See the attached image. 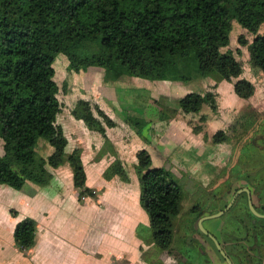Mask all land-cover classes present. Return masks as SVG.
Here are the masks:
<instances>
[{"label": "trees", "instance_id": "trees-1", "mask_svg": "<svg viewBox=\"0 0 264 264\" xmlns=\"http://www.w3.org/2000/svg\"><path fill=\"white\" fill-rule=\"evenodd\" d=\"M235 23L252 36L250 42L241 33L239 41L248 47L251 65L264 72V0H0V184L19 191L28 183L45 187L53 179L49 168L69 163L79 199L97 195L86 184L82 149L66 153L67 139L58 123L62 111L54 67L58 54L66 55L76 72L99 67L112 80L136 76L186 82L193 75L236 79V94L249 98L254 85L240 78L244 66L230 47ZM205 106L218 112L212 90L190 92L177 99L175 108L206 120ZM72 113L106 140L105 124H116L88 100H78ZM259 124L257 134L241 149L244 154L237 167L264 206V121H240L232 133L221 130L214 139L240 144ZM41 139L54 148L49 156L38 151ZM135 169L141 204L150 219L148 242L169 249L183 191L171 171L153 166L145 148L137 153ZM115 176L130 181L120 158L105 172L108 179ZM259 211L264 213L263 208ZM243 221L249 230L258 227V236L248 234L245 244L240 243L242 238H233L239 248L232 252L227 248L228 253L236 264H263L264 218L256 217L247 206ZM38 227L33 217L16 224L15 244L24 253L36 246Z\"/></svg>", "mask_w": 264, "mask_h": 264}, {"label": "rangeland", "instance_id": "rangeland-1", "mask_svg": "<svg viewBox=\"0 0 264 264\" xmlns=\"http://www.w3.org/2000/svg\"><path fill=\"white\" fill-rule=\"evenodd\" d=\"M241 33L245 34L248 41H252V36L248 31L239 23H235L230 33V47L234 50L236 57L242 61L244 66V73L240 78H245L251 81L254 85V93L249 98H241L236 94L234 90V82L236 79L234 82H229L223 78H219L217 75L214 77L208 76L206 78H200L193 75V77L186 82L179 81V83H182L183 88H172L170 83H176L175 81L146 79L136 76H119L118 79L114 80L107 79V77L104 76L103 79L104 83L113 82L114 87L119 89L118 97L120 103L116 107L117 116L115 117L117 121H121V117H126L125 106L121 103L122 98L128 100V107L130 110L135 111L137 114L139 112L141 115L143 109H141V105H138V102L136 103V101L142 102L143 98H148V100H152L154 104L156 103L160 106L161 113L163 114L161 115V118L167 124V130L163 133L165 135V140L166 138L167 140L162 141L161 146L157 144L152 149H146L154 159L153 166L163 167L168 171H171L183 191L181 212L174 220L175 239L173 248H175V246H183L184 232L189 231L190 235L200 237L199 241L206 245L207 249H205L209 250L215 258L218 257V255L213 249L212 244L197 231L198 216L192 212L196 210L217 211L232 199L234 193L239 188L247 184L243 179L238 177V175H240L238 173L239 167H237L239 164L238 159H240V153L241 155L244 154L241 149L244 148L246 144H249L250 140H252L257 134L261 124L255 125L248 134L245 135L240 144L234 140L216 143L214 136L221 130H225L229 134L232 133L237 125L240 124V121H264V72L251 65L249 49L239 41ZM54 67L56 70L55 79L57 80L60 89L59 99L62 103V111L60 113L59 121H73V117L75 119V116L73 115L72 110L78 99L85 100L93 95V93H96V91H102L104 93V91L100 89L101 86H104L101 84L102 75L100 74V71L97 70L98 68L90 67L80 72L72 70L69 66L68 57L63 53L56 56ZM132 78H137L134 80L137 83H140L143 80L147 82L139 84L138 86L142 89L136 90L130 87L134 86L133 82H131ZM126 85L128 86L127 88L124 87ZM120 86H123L124 88H120ZM207 90H212L217 96V113H214L209 106H205L202 113L207 115L208 118L202 120L200 114H190L191 116H187L180 111H176L178 110L175 108L178 98L193 91L204 92ZM127 117L129 121H125L124 119L129 125L126 126V128L128 129L129 127L128 130L134 128V130L141 135L140 139L134 142V145L139 146L141 143L140 140L146 141V136L143 135L142 132H152L155 128L152 124L149 126L144 125V122L139 115L129 113ZM115 123V126H117L116 121ZM105 125L106 129L107 127H115L107 124ZM118 131L122 132L121 130ZM181 135H186V138L188 137L187 140L186 138L183 139L184 141L180 139L179 137ZM149 137L151 138L152 136L150 135L148 138ZM178 139L181 141H178ZM108 140L105 138L104 152L112 146L111 141ZM41 141L46 140L41 139ZM213 143L216 144V148L211 150L210 147ZM217 144H219L220 149H218ZM47 147L52 146L48 143ZM142 147L147 146L142 145ZM38 149L41 155H48V150H46L44 146L41 145ZM220 150L221 153L224 152V155H221ZM0 152H2L1 142ZM205 153L206 156L198 159L200 155H204ZM219 153L221 159L224 161L223 163L219 162ZM114 155L117 157V152H114ZM210 171L214 172L213 174L211 173L212 176L208 173ZM223 176L224 178H221ZM219 183L221 184L219 185ZM0 187L3 189H8L7 187H9L13 191H17L4 184H0ZM96 191L98 193V190ZM3 196L14 200V197H10L9 195V197H7L6 194ZM256 201L258 203L257 198ZM243 203L244 209L246 210L244 211V217H246L247 208L244 201ZM236 207L237 206L234 208L236 209ZM2 210L3 207H0V226L3 224V217L1 216L3 215L1 214L3 212ZM61 211L65 212L60 215V217L62 216L65 229L67 222H69L67 229L62 230L61 237L64 239L65 244H69L65 247V251L69 252L70 250L72 253L74 247L71 248L70 246L77 247V245H79V226L81 227L79 219L80 214L75 208H71L70 206H65ZM145 213L148 216L146 210ZM229 214L230 213H227L223 218L228 221V223H231L228 219ZM191 219L194 221L190 223ZM220 219L221 218H215L209 221V227L218 230L222 223ZM226 227L230 229L229 224H227ZM41 233L43 238L46 239L48 233L46 229H43V231L41 230ZM13 237L14 236L11 235V240H14ZM6 241H10V237L8 238L7 236ZM42 244L43 241L40 245ZM140 251L141 250H137L138 256L140 255ZM176 253L174 251V255ZM31 255L32 252L30 253V251L28 253H24L21 250L15 252L7 247L6 254H3V251L0 252V264H36L33 258L30 257ZM66 255L62 254V256H59L61 260H58L57 264H69V262L73 261L72 258L70 259ZM5 256L7 257V263H4L3 261ZM177 256L179 255L176 254V257H174L176 258L175 260L180 261L182 257L177 258ZM191 256L193 259L192 261L195 264L196 261L199 260L200 254L192 251ZM47 259L48 260H44V264L54 263L52 262L54 259L52 256H49ZM73 262L79 264L77 260H74ZM119 264L127 263L124 259L122 262H119Z\"/></svg>", "mask_w": 264, "mask_h": 264}, {"label": "crops", "instance_id": "crops-1", "mask_svg": "<svg viewBox=\"0 0 264 264\" xmlns=\"http://www.w3.org/2000/svg\"><path fill=\"white\" fill-rule=\"evenodd\" d=\"M92 68H98L97 70L102 75L101 84L104 86H101L100 89L104 93L96 91L85 100L91 101L93 105L98 106L117 122V126L106 129V135L112 146L104 152L105 138L103 134L90 129L83 120L73 117V121H59L61 115L59 114L58 123L63 127L67 139L66 153L69 154L76 148L82 149V160L87 175L86 184L88 187L98 190V193L95 197L88 196L84 197L83 200L79 199V190L74 185V173L69 163L57 168H49L53 174V179L48 186L42 187L28 183L22 191L0 187V207H3L1 213L3 214L1 215L3 224L0 226V252L3 251V254H6L7 247L15 252L20 250L16 246L15 240H11V235L14 236L16 224L20 220L33 217L39 223L38 242L30 250V253L32 252L30 257L36 264H44V260H48L49 256L54 258L53 264H57L58 260H61L59 256L62 254H67L68 258H72L73 261L77 260L79 264L86 262H88L86 264H119L124 259L127 264H162L163 261H167L169 256L167 251H162L153 243L148 242L151 233L149 229L150 219L141 204V185L135 165L137 153L141 148L152 149L157 144L161 146V142L167 140L163 134L167 130V124L161 118L163 114L160 106L154 104L152 100L143 98L142 102L136 101L143 109L141 115L139 112L137 114L130 110L128 100L122 98L121 103L125 106L126 117L129 113L139 115L144 125L152 124L155 128L152 132H142L146 136V141L140 140L139 146L134 145V142L140 139L141 135L134 128L130 130H128L129 127L126 128L129 125L125 122V116L121 117V121L115 119L117 116L116 107L120 103L119 89L114 87L113 82H103L104 69ZM136 79L132 78L131 82L137 87H130L136 90L142 89L138 85L147 81L143 80L137 83L134 81ZM175 82L170 83L172 88L183 86L179 81ZM124 87L127 88L128 86ZM124 87L120 86V88ZM150 135L152 137L148 138ZM179 138L183 140L186 135H181ZM180 139L178 141H181ZM41 145L48 150L47 156L53 153L54 148L47 147L46 141H40ZM142 145L147 147H142ZM113 146L116 149L117 157L114 155ZM217 146L220 149L219 144ZM214 148H216L215 143L211 145L210 149ZM221 155H224V152ZM203 156H206V153L200 155L198 159ZM117 158L122 159L126 165L130 175L129 182L123 181L118 176L110 179L105 177L106 170ZM219 162H224L221 157ZM208 173L212 176L214 172ZM5 194L7 197H14V200L3 196ZM65 206L75 208L80 214L79 245L77 247L70 246L71 248L74 247L72 253L70 250L69 252L65 251V247L69 244H65L61 237L62 230H66L69 225L67 222L65 229L62 216L60 217L65 213L61 211ZM13 210L17 212L16 215L12 213ZM43 229L48 232L46 239L41 233ZM7 236L10 237V241H6ZM42 241L43 244L40 245ZM137 250H141L139 256ZM3 261L7 263L6 256ZM73 261L69 264H75Z\"/></svg>", "mask_w": 264, "mask_h": 264}, {"label": "flooded vegetation", "instance_id": "flooded-vegetation-1", "mask_svg": "<svg viewBox=\"0 0 264 264\" xmlns=\"http://www.w3.org/2000/svg\"><path fill=\"white\" fill-rule=\"evenodd\" d=\"M241 156V153H240ZM239 156V157H240ZM238 177L241 179V177L238 175ZM221 178H224L221 177ZM246 183V182H245ZM221 183H219L220 185ZM248 189L250 191L251 197H252V201L254 203V206L256 207V209L259 211V209L263 208L264 206H262V204H260V198L257 196L256 193H254L252 187H250L248 184L242 186L241 188H239L233 195L232 199L227 202L223 207H221L220 209H218L215 212L212 211H194L192 212L193 214L195 213L196 216H198L197 219V231L206 239L208 240L212 246L213 249L216 251L218 257H213L211 252H209V250H206L207 247L205 244L201 243L199 241L200 237L196 236V235H190L189 231L188 232H184L185 235H183L184 237V241H183V246H179L173 248L174 246V242H173V246L169 249H161L162 251H167V255L169 256L167 261H163L162 264H194V262L192 261V251H194V253H199L200 257L199 260L196 261L195 264H229L227 262V260L225 259V257L222 255V253L220 252L219 248L217 247L214 239L211 237L214 236L221 244L223 250L226 252V254L229 256V258L232 260L233 264H236V262L234 261L233 257H231L228 253L227 248L229 249L230 252L233 251L232 248H239L238 246H234V243L236 244L237 242L239 243V241H234L232 240L233 238H242L240 243H246V241L244 240V238L248 235V234H254L255 236H258V233H255V231H259L260 229L255 228V229H247L246 225H245V221H243L244 217V211H246L244 209V203L246 205V208L248 206V208L250 209L249 206V193L245 190ZM237 195V196H236ZM234 197H236L234 203L232 204V206L226 211L224 212L221 216L219 217H215V218H221L220 220L222 221L221 226L218 228V230H214L211 227H209L208 222L215 219V218H209V219H205L203 224L204 227L207 231L204 232L200 226H199V221L202 217L204 216H208V215H212V214H216L222 210H224L228 204L234 199ZM256 198L258 200V203L256 201ZM235 206L236 209L234 208ZM259 208V209H258ZM239 210V211H237ZM251 210V209H250ZM252 212V210H251ZM260 212V211H259ZM230 213L228 216V219L231 221V223H228V221H226L223 217L227 214ZM246 213V212H245ZM253 213V212H252ZM262 213V212H260ZM254 214V213H253ZM264 214V213H262ZM255 215V214H254ZM256 217H258L257 215H255ZM193 218V217H192ZM258 218H264V217H258ZM227 219V220H228ZM194 220L191 219L190 223L193 222ZM256 221V220H254ZM227 224H229L230 229L227 228ZM189 225V224H188ZM188 227V226H187ZM200 229V231H199ZM175 239V236H174ZM206 248V249H205ZM192 250V251H191ZM174 251L178 257H182L180 259V261H176L174 257H176V254L174 255ZM239 251V250H236ZM171 262H177V263H171ZM263 264H264V255H263Z\"/></svg>", "mask_w": 264, "mask_h": 264}, {"label": "water", "instance_id": "water-1", "mask_svg": "<svg viewBox=\"0 0 264 264\" xmlns=\"http://www.w3.org/2000/svg\"><path fill=\"white\" fill-rule=\"evenodd\" d=\"M245 190L249 193V206H250V209L252 210V212H253L255 215H257L258 217H264V214L260 213V212L256 209V207L254 206V203H253V201H252V197H251L250 191H249L247 188H246ZM236 196H237V195H236ZM235 199H236V197H234V199L228 204V206H227L224 210H222V211H220V212H218V213H216V214H212V215H208V216H204V217H202V218L200 219V221H199V226H200V228H201L204 232L207 233V231H206V229H205V227H204V224H203L204 220H205V219H209V218H215V217H219V216H221L224 212H226V211L232 206V204L234 203ZM211 237L214 239V241H215L217 247L219 248V250H220V252L222 253V255L225 257V259L227 260V262H228L229 264H233L232 260L229 258V256L226 254V252L223 250V248H222L220 242H219L214 236L211 235Z\"/></svg>", "mask_w": 264, "mask_h": 264}]
</instances>
